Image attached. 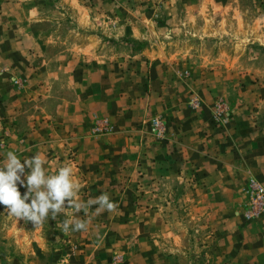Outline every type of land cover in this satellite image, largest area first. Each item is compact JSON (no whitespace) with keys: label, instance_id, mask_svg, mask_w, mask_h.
<instances>
[{"label":"rangeland","instance_id":"rangeland-1","mask_svg":"<svg viewBox=\"0 0 264 264\" xmlns=\"http://www.w3.org/2000/svg\"><path fill=\"white\" fill-rule=\"evenodd\" d=\"M14 1L23 10L18 17L28 19V24L20 27L24 30L27 27L36 42L28 54L10 51L13 43L9 39L0 42L4 53L0 54V166L8 151H14L21 163L37 153L42 154L46 157L44 167L49 175L71 165L75 178L85 185L79 193L84 202L102 194L112 198L111 195L125 193L142 198L143 204L146 198V207L161 206L163 218L173 225L179 242L174 245L173 239L165 240L162 250L165 255L177 257L178 264H230L227 261L230 254L222 248L230 235L224 237L223 231L215 226L219 218L211 215L210 210L193 209L196 195L191 198L188 190L197 180H181L174 175L163 176L162 180H126L127 174L114 169L108 170V175L98 170L100 174L94 172L95 179L91 180L93 177L89 178L87 171L78 168L72 146L63 145L57 119L58 92L68 89L52 72L64 60L73 62L70 50L79 44V35H98L101 43L119 59L152 44L165 53L176 80L189 84L204 77L221 82L225 90L216 99L214 121L226 118L233 107L241 105L248 115L247 122L262 133L264 0H8ZM121 17L125 21L136 19L146 37L133 39L126 34L117 35L114 30ZM64 48H67L66 59L60 56ZM189 103L198 109L201 100L194 93ZM154 117L165 128L162 136L151 131L150 120ZM92 119L94 135L106 137L116 133L108 116L94 113ZM144 124L153 140L176 141L177 136L159 115L150 116ZM29 172L26 166L25 183ZM250 179L259 182L249 175L239 189L244 195L241 216L245 222L256 220L264 213V209L254 216L247 213L250 198L246 185ZM18 188L22 196L27 191L19 184ZM96 207H90L87 215L65 208L55 220L49 217L35 226L31 221L8 215L5 206L0 204V264H83L79 259L84 258L85 241L103 238L105 243L108 236L100 230L96 233L91 223L85 231L70 228L68 234L63 233L60 225L69 219L92 221ZM137 235V232L125 231V236H119L124 238L125 263L138 249ZM153 239L154 234L147 235L146 240ZM89 259L84 264H95L94 254ZM123 260L124 255L113 249L104 264H122Z\"/></svg>","mask_w":264,"mask_h":264},{"label":"crops","instance_id":"crops-1","mask_svg":"<svg viewBox=\"0 0 264 264\" xmlns=\"http://www.w3.org/2000/svg\"><path fill=\"white\" fill-rule=\"evenodd\" d=\"M21 9L17 1L0 0V42L9 39L13 43L10 51L28 54L36 38L27 27H20L28 24L26 17H18ZM135 21L119 18L114 32L133 39L145 38L143 27ZM77 39L79 44L70 50L73 62L62 61L52 75L56 74L68 89L58 92L57 119L63 145L72 146L78 168L87 171L89 178L98 170L108 175V170L114 169L127 174L126 180H162L163 176L173 175L181 180H197L188 190L191 198L196 195L193 209L210 210L219 218L215 226L224 237L230 235L222 246L230 254L227 261L264 264V213L250 222L241 216L244 195L240 187L249 175L264 184V131L259 133L247 122L245 108L239 104L226 118L214 121L216 99L225 90L221 82L204 77L189 84L176 80L165 53L152 44L119 59L98 35H79ZM0 51L3 55L1 44ZM66 51L61 50L62 58H67ZM194 93L201 100L198 109L189 103ZM94 113L108 116L116 133L94 135ZM152 115L165 120L177 136L174 143L158 142L148 135L144 120ZM111 197L116 210L99 215L94 211L89 221L96 233L105 232L108 239L105 243L103 238L85 241L81 263L94 254L92 262L104 264L113 249L124 255L122 264L179 263L177 257L165 255L162 250L165 240L173 239L174 245L179 242L173 225L163 218L161 206L146 207V198L143 204L142 198L125 193ZM125 231L138 234V249L126 263L124 238L119 237L125 236ZM149 234L155 239L146 240ZM95 249L99 252L94 253Z\"/></svg>","mask_w":264,"mask_h":264},{"label":"clouds","instance_id":"clouds-1","mask_svg":"<svg viewBox=\"0 0 264 264\" xmlns=\"http://www.w3.org/2000/svg\"><path fill=\"white\" fill-rule=\"evenodd\" d=\"M46 163V157L40 153L24 159V163H21L14 151L6 153L0 166V204L5 206L8 215L39 226L49 217L55 220L65 208H72L75 213L83 211L85 215L93 205L97 206L95 215L116 210L117 205L110 200L108 194L84 202L79 193L85 185L75 178L76 173L71 165L62 166L55 174L49 175L44 167ZM26 166L30 172L26 174L25 183ZM18 184L27 188L23 196ZM88 224L89 221L86 220L69 219L60 227L63 233L68 234L70 228L72 231H85Z\"/></svg>","mask_w":264,"mask_h":264},{"label":"built area","instance_id":"built-area-1","mask_svg":"<svg viewBox=\"0 0 264 264\" xmlns=\"http://www.w3.org/2000/svg\"><path fill=\"white\" fill-rule=\"evenodd\" d=\"M150 126L155 135L162 136L164 134L165 128L159 118H152ZM246 192L250 198L248 215H258L264 209V186L256 180L250 179L246 185Z\"/></svg>","mask_w":264,"mask_h":264}]
</instances>
